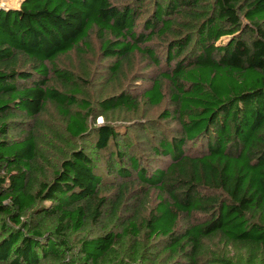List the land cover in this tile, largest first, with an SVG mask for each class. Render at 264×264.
Segmentation results:
<instances>
[{
	"label": "trees",
	"instance_id": "1",
	"mask_svg": "<svg viewBox=\"0 0 264 264\" xmlns=\"http://www.w3.org/2000/svg\"><path fill=\"white\" fill-rule=\"evenodd\" d=\"M71 53L100 55L97 104ZM0 264H264V0L0 6Z\"/></svg>",
	"mask_w": 264,
	"mask_h": 264
},
{
	"label": "rangeland",
	"instance_id": "2",
	"mask_svg": "<svg viewBox=\"0 0 264 264\" xmlns=\"http://www.w3.org/2000/svg\"><path fill=\"white\" fill-rule=\"evenodd\" d=\"M0 1H1L0 5H2L3 8H15V7L19 6L21 0H10L13 4H15L12 7H7L9 0H0ZM119 1L127 2L128 0H119ZM228 40H229V37L225 36V37H222L218 43H227ZM154 45L157 47L162 46V44L159 40H155ZM99 56L100 55H98V54L94 57H92L91 55H87L84 57V59H79V56L76 53H71L67 56L60 58V60L58 62L60 67L74 71L76 73L77 77H80V78H82L83 75L85 74L84 73L85 69H87L89 71L90 75L92 76V78H91L92 80L89 82V84H92L90 91H91V94L94 96V99H93L94 104H97L96 101L98 98L103 97L104 95H107L110 92V90L106 91L104 88L98 87L99 85L95 82V80L98 78V76H100V74L104 73V67L102 64H100L101 58ZM164 107H155L154 108V107H144L143 106L142 108H140V111L138 113H136V112L135 113H129V114L127 112L116 113L115 115H112L113 119L111 120L110 123L119 127L123 131V129H125L124 127L134 125V123L144 122L147 119L158 118L159 113L161 112V110ZM93 118L94 117H92V116L90 117V119H89L90 124L93 123ZM42 122H43V124H46L49 127L55 129L56 131H58V132L61 131L63 133L62 138H57V137H56V139H55V137H54V139L51 138V140L53 142L50 141V135L48 134V136H47L48 144L50 145V143H52L53 146L55 145L54 150L48 149L47 147H42L44 157H47L48 162H49V164L46 165V161H45V163L43 165L45 168L47 167V172L51 174L52 169L54 167L56 168L60 164V161H62L64 156L67 155V148H66L65 140L66 139L71 140V138L69 137V135H67L64 132V129L62 126V119L59 116V113L57 112V110L55 109V107L53 105L49 104L45 113L42 114ZM97 123H99V124L103 123L102 117H99L97 119ZM130 136L132 137V140H134V142L136 143V139L138 137L135 136L133 134V132H132V135H130ZM73 141L75 143H77L78 145L82 146V142L79 139H73ZM112 145H114V144H112ZM136 150H137V146L134 148V150L132 149L131 151L133 153H136ZM113 151H115V148H113ZM105 153H107V151ZM128 153H129V151H128ZM43 160L44 159L42 157V161ZM80 236L81 235H79L77 237L73 236L71 238L72 239L71 240L72 248H73V246L75 248L78 245V240H79ZM232 254L233 253H231V255Z\"/></svg>",
	"mask_w": 264,
	"mask_h": 264
},
{
	"label": "bare ground",
	"instance_id": "3",
	"mask_svg": "<svg viewBox=\"0 0 264 264\" xmlns=\"http://www.w3.org/2000/svg\"><path fill=\"white\" fill-rule=\"evenodd\" d=\"M1 2V1H0ZM18 2V1H17ZM21 2V1H20ZM13 5H15V4H13L10 0H9V3H8V5H7V7H12ZM0 6H2V5H0Z\"/></svg>",
	"mask_w": 264,
	"mask_h": 264
},
{
	"label": "water",
	"instance_id": "4",
	"mask_svg": "<svg viewBox=\"0 0 264 264\" xmlns=\"http://www.w3.org/2000/svg\"><path fill=\"white\" fill-rule=\"evenodd\" d=\"M22 2H23V0L20 2V5H21ZM5 9H6V8H5ZM8 9H11V8H7V10H8Z\"/></svg>",
	"mask_w": 264,
	"mask_h": 264
},
{
	"label": "crops",
	"instance_id": "5",
	"mask_svg": "<svg viewBox=\"0 0 264 264\" xmlns=\"http://www.w3.org/2000/svg\"><path fill=\"white\" fill-rule=\"evenodd\" d=\"M22 1V0H21ZM20 7V4H19V6L18 7H15V8H19Z\"/></svg>",
	"mask_w": 264,
	"mask_h": 264
},
{
	"label": "clouds",
	"instance_id": "6",
	"mask_svg": "<svg viewBox=\"0 0 264 264\" xmlns=\"http://www.w3.org/2000/svg\"><path fill=\"white\" fill-rule=\"evenodd\" d=\"M7 9V8H6Z\"/></svg>",
	"mask_w": 264,
	"mask_h": 264
}]
</instances>
